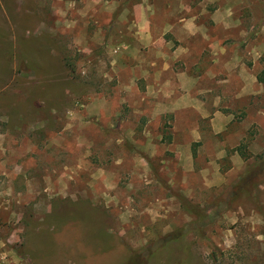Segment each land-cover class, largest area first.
I'll use <instances>...</instances> for the list:
<instances>
[{
  "label": "rangeland",
  "instance_id": "374dc122",
  "mask_svg": "<svg viewBox=\"0 0 264 264\" xmlns=\"http://www.w3.org/2000/svg\"><path fill=\"white\" fill-rule=\"evenodd\" d=\"M263 69L264 0H0V264H264Z\"/></svg>",
  "mask_w": 264,
  "mask_h": 264
},
{
  "label": "trees",
  "instance_id": "16d2710c",
  "mask_svg": "<svg viewBox=\"0 0 264 264\" xmlns=\"http://www.w3.org/2000/svg\"><path fill=\"white\" fill-rule=\"evenodd\" d=\"M256 79L259 83L261 84H264V69L256 76ZM193 157H195V154L193 153L192 154ZM254 175L251 174L250 177H243L239 183V185L241 186V190L242 191H247V190H250V192L253 191V189H255V183L253 182L254 180ZM180 204H181V207L183 210H185L186 212H188L189 214L191 213H194V214H197L198 211L196 210L197 208L196 207H193L190 205L189 202H187L185 199H181L180 200ZM64 221H61L60 223H62ZM172 236L173 234H167L165 236H163L164 239H172ZM95 237L98 239V238H102V233L100 232H97ZM151 244L153 243H148V251H151L152 249L150 248L151 247ZM147 247V246H146Z\"/></svg>",
  "mask_w": 264,
  "mask_h": 264
},
{
  "label": "crops",
  "instance_id": "0c3cea01",
  "mask_svg": "<svg viewBox=\"0 0 264 264\" xmlns=\"http://www.w3.org/2000/svg\"><path fill=\"white\" fill-rule=\"evenodd\" d=\"M149 10V9H148ZM150 12V10H149ZM149 22L150 20L148 19V46H151L152 41H153V37H152V32L150 31V26H149ZM190 27V26H189ZM191 32V29L189 30ZM157 73L159 74V71H157Z\"/></svg>",
  "mask_w": 264,
  "mask_h": 264
}]
</instances>
